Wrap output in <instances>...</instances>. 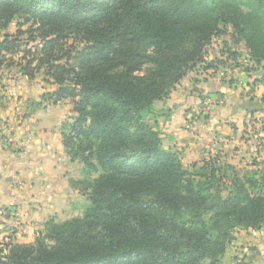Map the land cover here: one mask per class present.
Returning a JSON list of instances; mask_svg holds the SVG:
<instances>
[{
  "label": "trees",
  "instance_id": "obj_1",
  "mask_svg": "<svg viewBox=\"0 0 264 264\" xmlns=\"http://www.w3.org/2000/svg\"><path fill=\"white\" fill-rule=\"evenodd\" d=\"M15 21L28 29L2 35ZM228 28L236 45L207 59ZM72 35L85 46L66 48ZM38 38L41 55L18 66L56 86L35 107L73 100L76 116L61 131L84 165L72 184L90 204L48 220L32 243L7 241L0 264H223L238 228L264 226L261 169L241 173L219 156L187 167L147 120L199 65L244 66L245 54L264 69V0H0V67L3 54ZM144 64L150 70L138 73Z\"/></svg>",
  "mask_w": 264,
  "mask_h": 264
},
{
  "label": "crops",
  "instance_id": "obj_2",
  "mask_svg": "<svg viewBox=\"0 0 264 264\" xmlns=\"http://www.w3.org/2000/svg\"><path fill=\"white\" fill-rule=\"evenodd\" d=\"M231 34L214 38L208 47L214 54L209 58L219 54L213 48L223 47L222 41L224 46L236 45ZM244 64L238 66L229 60L207 69L199 65L168 98L155 102L147 120L160 132L163 146L178 152L185 166L218 154L238 170L244 165L264 172V111L259 109L264 80L257 79L262 67L246 60ZM2 73L3 69L0 125L10 122L18 135L31 131L33 140L15 152L0 139V249L9 240L34 242L48 220L80 216L89 201V192L72 184L85 177L84 165L69 157L61 131L63 123L76 116L73 100L35 107L41 96L56 86L38 76L31 78L19 68ZM249 159L257 160L258 166ZM10 209L17 215L9 214ZM261 234L264 226L258 230L238 228L223 264H236L243 258L264 264L257 259L264 248L258 237Z\"/></svg>",
  "mask_w": 264,
  "mask_h": 264
},
{
  "label": "rangeland",
  "instance_id": "obj_3",
  "mask_svg": "<svg viewBox=\"0 0 264 264\" xmlns=\"http://www.w3.org/2000/svg\"><path fill=\"white\" fill-rule=\"evenodd\" d=\"M28 24L27 25H24V26H22L21 28H20V26H19V23H18V21H15V22H13V23H11L10 25H9V27L7 28V29H5V30H3L2 31V35H4V33H8V34H15V33H17L19 30V28L20 29H22V30H26V29H28ZM229 30V32L231 33L232 32V30H231V28H228ZM24 37H27V35H25ZM214 40V39H213ZM42 40L40 39V38H38V40L36 41V42H30L29 44L27 43V44H23V46H22V48L20 49V51H18V52H16V53H14V54H9V53H7V54H3L4 55V62H5V64L4 65H2L1 67H0V70L1 69H3V73L2 74H6L5 72H11L12 71V68H15V69H18L19 68V66H18V64L19 63H25L26 61H27V59H29V57H32V55H33V53H36V55H38V56H40L41 55V47H42ZM212 43V42H211ZM244 43V42H243ZM35 44V45H34ZM223 47H219L218 46V48L216 49V48H213L214 49V51L216 50L219 54L217 55V56H220L221 55V53H224V52H227V49H228V46H224V44H223V41L220 43ZM72 46V47H77V48H82L83 46H85V42L82 40V39H80V38H78V36L77 35H72L71 37H69V39H68V42H67V45H66V48H68V46ZM226 48V49H225ZM38 49V50H37ZM28 51H31V52H28ZM214 54V52H208V55H207V59H211V58H209L210 57V54ZM25 56H29V57H25ZM37 56V57H38ZM72 57H71V59H70V62L72 63V64H74V65H77V63H78V61L75 59V53L73 52V54L71 55ZM24 57V58H23ZM216 57V56H215ZM245 57V54L243 55V57L242 58H244ZM214 58V57H213ZM212 58V59H213ZM240 60H241V58H240ZM246 59L244 58V60H242V61H245ZM9 63H12V64H10L9 66H8V64ZM150 68H151V64H144V65H142L141 67H139L138 68V70H137V72L138 73H140V74H142V73H145V72H147L148 70H150ZM6 70H9V71H6ZM38 76V78H41V80H43V82H45V83H47V84H51V83H49V82H46L45 81V79H44V73L43 72H41V73H39V74H37L36 75V77ZM0 79H1V82H0V85H2L3 84V82H4V77H0ZM1 91V90H0ZM51 104V103H50ZM68 105V104H67ZM249 122H251V124H253L254 125V123H253V121L252 120H250ZM217 156H219V158H220V160L223 162L224 160L222 159V157L220 156V155H218L217 154ZM251 162H254V163H256V166H258V162H257V160H253V159H249ZM190 166V165H189ZM188 167V166H187ZM241 167V173H244L245 171H247V170H250V169H247L244 165H242V166H240ZM245 169H247V170H245ZM90 204V200L88 201V204L87 205H89ZM86 205V206H87ZM85 206V207H86ZM84 207V208H85ZM83 211H84V209H83ZM82 214H83V212H82ZM242 235H244V234H242ZM261 240H262V242L264 241V235H259L258 236ZM7 242V241H6ZM4 244V243H3ZM231 244V243H230ZM2 247V246H1ZM242 248V247H241ZM241 248H240V252H242L241 251ZM243 253V252H242ZM257 259H260V260H262L263 262H264V248L262 249V252H260L258 255H257Z\"/></svg>",
  "mask_w": 264,
  "mask_h": 264
},
{
  "label": "built area",
  "instance_id": "obj_4",
  "mask_svg": "<svg viewBox=\"0 0 264 264\" xmlns=\"http://www.w3.org/2000/svg\"><path fill=\"white\" fill-rule=\"evenodd\" d=\"M0 139L11 151L20 152L30 145L33 140V133L27 131L22 135H18L15 130V125L8 121H3L0 125ZM9 214L15 216L17 215V211L10 209Z\"/></svg>",
  "mask_w": 264,
  "mask_h": 264
},
{
  "label": "water",
  "instance_id": "obj_5",
  "mask_svg": "<svg viewBox=\"0 0 264 264\" xmlns=\"http://www.w3.org/2000/svg\"><path fill=\"white\" fill-rule=\"evenodd\" d=\"M260 75L264 74V69H261V71L259 72Z\"/></svg>",
  "mask_w": 264,
  "mask_h": 264
}]
</instances>
